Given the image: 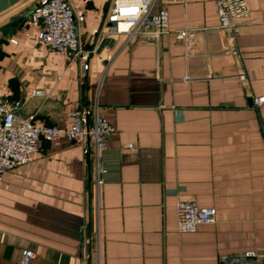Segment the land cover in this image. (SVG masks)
Returning a JSON list of instances; mask_svg holds the SVG:
<instances>
[{"label":"crops","instance_id":"obj_1","mask_svg":"<svg viewBox=\"0 0 264 264\" xmlns=\"http://www.w3.org/2000/svg\"><path fill=\"white\" fill-rule=\"evenodd\" d=\"M110 3L74 0L85 48L96 49L86 73L39 41L35 0L0 15V91L18 113L68 128L73 112L97 106L116 128L99 187L68 138L43 141L3 176L0 264H21L25 250L29 264H220L264 251V105H254L264 97V0H247L238 55L225 53L216 0L169 6L171 34L158 41H97ZM185 29L203 31L189 47L175 38ZM179 201L215 208L216 223L180 234Z\"/></svg>","mask_w":264,"mask_h":264},{"label":"built area","instance_id":"obj_2","mask_svg":"<svg viewBox=\"0 0 264 264\" xmlns=\"http://www.w3.org/2000/svg\"><path fill=\"white\" fill-rule=\"evenodd\" d=\"M188 0H111L106 15L105 29H97L93 38L97 41L110 35L139 36L158 41L171 34L169 6L186 4ZM220 25L217 30L225 33V53L238 55L237 37L240 19L248 16L247 0H216ZM32 23L40 26L38 39L58 54H66L81 63L83 71L89 70V60L96 49L88 50L81 38L85 15L78 12L74 0H35L29 15ZM203 31L181 30L175 33L177 41L192 46L196 36ZM14 44L18 41L12 40ZM245 79V76H241ZM255 107L264 105V97L254 98ZM20 102L5 99L0 91V181L3 176L20 166L29 164L40 151L43 141L68 138L80 141L84 156L92 161L96 173V185L104 184L107 170L101 165V156L107 151V141L116 134V128L100 114L97 106L83 107L72 114L68 128L38 125L35 115L18 113ZM134 150V146H130ZM177 228L180 234H191L200 225L216 223L215 208H201L194 202L179 201L176 206ZM91 240L85 239V245ZM33 252H23L21 264H29ZM220 264H264V251H247L225 254Z\"/></svg>","mask_w":264,"mask_h":264},{"label":"water","instance_id":"obj_3","mask_svg":"<svg viewBox=\"0 0 264 264\" xmlns=\"http://www.w3.org/2000/svg\"><path fill=\"white\" fill-rule=\"evenodd\" d=\"M22 0H0V15L13 9L18 4H20ZM17 21H14L16 23Z\"/></svg>","mask_w":264,"mask_h":264}]
</instances>
